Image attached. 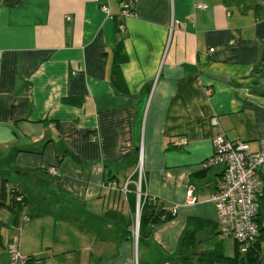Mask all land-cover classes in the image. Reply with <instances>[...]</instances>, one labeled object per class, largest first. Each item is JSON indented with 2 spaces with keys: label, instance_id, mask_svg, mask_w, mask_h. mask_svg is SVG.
I'll list each match as a JSON object with an SVG mask.
<instances>
[{
  "label": "crops",
  "instance_id": "obj_1",
  "mask_svg": "<svg viewBox=\"0 0 264 264\" xmlns=\"http://www.w3.org/2000/svg\"><path fill=\"white\" fill-rule=\"evenodd\" d=\"M130 1L135 14H119ZM108 3L110 16L94 0H0V188L13 183L26 200L17 225L0 209V264H9L8 245L19 252L5 226L20 242L42 206L95 217L91 246L121 231L115 253L86 246L80 261L135 264L127 231L136 193L107 182L137 186L140 157L143 193L178 209L143 239L138 264H228L214 253L232 257L235 241L220 236L209 200L223 167L201 164L215 135L253 150L264 137V0Z\"/></svg>",
  "mask_w": 264,
  "mask_h": 264
},
{
  "label": "built area",
  "instance_id": "obj_2",
  "mask_svg": "<svg viewBox=\"0 0 264 264\" xmlns=\"http://www.w3.org/2000/svg\"><path fill=\"white\" fill-rule=\"evenodd\" d=\"M100 10L110 16L113 12L108 0H94ZM204 8V5H199ZM119 14L133 16V2H121ZM69 20L70 17H67ZM123 29V25L119 26ZM216 124V118L211 119ZM95 138L92 137V140ZM186 138L182 137L178 145H184ZM213 153L202 162V168L220 165L222 170V184L215 190L209 200L216 208L217 221L220 226L222 237H232L239 243V251L244 253L259 236V224L257 219L260 215L259 197H264V137L259 139V146L253 150L247 141L229 140L224 135H215L212 139ZM139 181L137 184V197L140 199V178L142 172L141 157L139 160ZM50 175H56L53 167L47 169ZM127 184L120 191L125 195L128 192ZM107 188L115 189L116 182L107 184ZM186 203L194 204L196 197L193 187L189 185L186 192ZM178 205L167 208L172 214H176ZM26 217L22 215V220ZM136 242L137 233L134 234ZM10 259L12 264H20L21 256L15 245H9Z\"/></svg>",
  "mask_w": 264,
  "mask_h": 264
},
{
  "label": "rangeland",
  "instance_id": "obj_3",
  "mask_svg": "<svg viewBox=\"0 0 264 264\" xmlns=\"http://www.w3.org/2000/svg\"><path fill=\"white\" fill-rule=\"evenodd\" d=\"M139 165L138 175L140 173ZM262 205L264 206V202ZM30 206L32 208V202ZM59 210L60 206L53 208L42 206L36 208L33 225L24 233L20 242H18L19 230L11 225L10 227L5 226L10 235L9 238L15 237L16 239L15 241L21 256L20 264H98L99 258L97 256L90 263L84 260L80 261V257L84 254L86 246H90L88 252L91 251L96 255L115 253V240L121 233L120 230L114 228L108 231L107 237L112 240L109 244L101 246L99 244L93 246L92 244L91 246L92 237L100 233V224L99 222L95 223L96 218L87 215V220H83L85 215L81 208L73 210L66 207V214L64 215H61ZM2 211H4V217L1 220L7 223L5 220L9 217V212L4 208H2ZM136 215L137 205L130 230L132 240L135 243V264H138V252H143V244L141 242L140 244H136V237L134 236L136 233L138 236L139 230L136 229ZM30 221L31 218L27 217L26 222ZM65 250L66 253H63ZM8 261L9 264H12L10 258Z\"/></svg>",
  "mask_w": 264,
  "mask_h": 264
},
{
  "label": "trees",
  "instance_id": "obj_4",
  "mask_svg": "<svg viewBox=\"0 0 264 264\" xmlns=\"http://www.w3.org/2000/svg\"><path fill=\"white\" fill-rule=\"evenodd\" d=\"M112 180L113 179L111 178L109 182H112ZM109 182H107V184ZM122 186H118L116 182L115 189L120 191V188ZM126 186L128 192L125 195H129L130 193H136L137 196V186L129 183H127ZM140 192H141L139 199L140 214H139V230H138V241H137L138 244H140V242H142L143 239L146 236H148L156 226L171 221L176 217V214H172L170 211L167 210L168 205L166 204L165 201H162L157 197H152L144 194L141 185H140ZM25 205H26V200L21 195L17 186L13 183H9V185H7V187L5 188V182H2V186L0 188V209L6 208L11 212H13L15 216L14 224L17 225L18 220L21 218L23 214V209ZM260 214H261V209H260ZM259 219H260V215L257 219V222L259 224V236L257 237L256 241L250 245V247L247 249L246 252L241 253L239 251V243L231 237L235 241V245H236L234 255L232 257L224 258L222 254L214 253L215 260L223 261L228 264H260L262 260L261 244L264 241V227H260ZM132 224L133 223L132 222L130 223L129 221L127 233L130 238H132L131 237L132 233L130 230ZM2 228L3 225L0 222V231ZM1 245H2V237L0 233V246Z\"/></svg>",
  "mask_w": 264,
  "mask_h": 264
},
{
  "label": "water",
  "instance_id": "obj_5",
  "mask_svg": "<svg viewBox=\"0 0 264 264\" xmlns=\"http://www.w3.org/2000/svg\"><path fill=\"white\" fill-rule=\"evenodd\" d=\"M139 214H140V210H139V200H137V215H136V229H139Z\"/></svg>",
  "mask_w": 264,
  "mask_h": 264
}]
</instances>
